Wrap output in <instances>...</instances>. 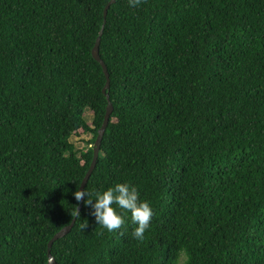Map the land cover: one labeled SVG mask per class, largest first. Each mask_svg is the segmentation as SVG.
Returning <instances> with one entry per match:
<instances>
[{
	"label": "trees",
	"instance_id": "1",
	"mask_svg": "<svg viewBox=\"0 0 264 264\" xmlns=\"http://www.w3.org/2000/svg\"><path fill=\"white\" fill-rule=\"evenodd\" d=\"M108 1L0 0V264H46L79 203ZM98 54L84 189L128 182L154 215L141 242L82 201L55 263L264 264V0H115Z\"/></svg>",
	"mask_w": 264,
	"mask_h": 264
},
{
	"label": "clouds",
	"instance_id": "2",
	"mask_svg": "<svg viewBox=\"0 0 264 264\" xmlns=\"http://www.w3.org/2000/svg\"><path fill=\"white\" fill-rule=\"evenodd\" d=\"M142 3L143 0H127L129 8H138ZM73 196L77 202L83 200V203L91 208L97 225L108 232L119 230L125 223V214H130L131 222L135 225L132 229L133 238L141 242L144 240L154 211L151 204L141 198L134 185L117 182L106 188H95L91 191L86 188L81 190L77 186ZM70 214L74 218L79 217L78 207L75 206Z\"/></svg>",
	"mask_w": 264,
	"mask_h": 264
},
{
	"label": "water",
	"instance_id": "3",
	"mask_svg": "<svg viewBox=\"0 0 264 264\" xmlns=\"http://www.w3.org/2000/svg\"><path fill=\"white\" fill-rule=\"evenodd\" d=\"M114 2H115V0H109V1L107 2V4L104 6V9H103V22H102L101 28H100V30H99V32H98V35H97V37H96V39H95L94 45H93V47H92V49H91V56H92V58H93L94 60H96V61L100 64V66H101V68H102V71H103V73H104V76H105V85L103 86V88H102L101 91H102V93L105 95V97H106V99H107V105H106V109H105V113H104V117H103L102 123H101L100 127H99L98 130H97V135H96V138H95L94 143H93V152H92V159H91V162H90L89 167H88V169H87V171H86V173H85V175H84V177H83V179H82V181H81V183H80V185H79V188H80L81 190L84 189V186H85V184H86V182H87V180H88V178H89V176H90L92 170H93L94 167H95L96 160H97V156H98V151H99L100 142H101L102 136H103V134H104V131H105V129H106V126H107V124H108L109 116H110L111 111H112V105H111V103H110V101H109L108 94H107V89H108V87H109V77H108V72H107V69H106L105 64L103 63V61H102L101 58L99 57V54H98V46H99L100 36H101V33H102V28H103L104 23H105V17H106L107 10H108L109 6H110L112 3H114ZM82 201H83V200H81V201L78 203V205H77L78 210H80V208H81V203H82ZM74 221H75V218L72 217V219H71V221H70L69 224L63 226L60 230H58V231H57V232H56V233H55V234L49 239V241H48V243H47V262H46V264H56V263H55V260H54V258H53V256L50 254V246H51V244H52L55 240H57V239L63 237L65 234L68 233V231H69V230L71 229V227L73 226Z\"/></svg>",
	"mask_w": 264,
	"mask_h": 264
},
{
	"label": "rangeland",
	"instance_id": "4",
	"mask_svg": "<svg viewBox=\"0 0 264 264\" xmlns=\"http://www.w3.org/2000/svg\"><path fill=\"white\" fill-rule=\"evenodd\" d=\"M85 117L89 119L90 117L89 113H86ZM90 136L91 134L80 132L78 135L73 136L72 140L75 143L76 147L80 148L82 146L83 147L86 146V141L90 139ZM184 259H185L184 255L181 254L177 260V264H183Z\"/></svg>",
	"mask_w": 264,
	"mask_h": 264
}]
</instances>
